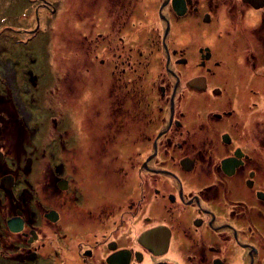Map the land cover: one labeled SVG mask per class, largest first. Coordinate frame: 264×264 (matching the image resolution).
<instances>
[{
  "label": "flooded vegetation",
  "instance_id": "obj_1",
  "mask_svg": "<svg viewBox=\"0 0 264 264\" xmlns=\"http://www.w3.org/2000/svg\"><path fill=\"white\" fill-rule=\"evenodd\" d=\"M31 2L56 107L0 94V264H264V0Z\"/></svg>",
  "mask_w": 264,
  "mask_h": 264
},
{
  "label": "rangeland",
  "instance_id": "obj_2",
  "mask_svg": "<svg viewBox=\"0 0 264 264\" xmlns=\"http://www.w3.org/2000/svg\"><path fill=\"white\" fill-rule=\"evenodd\" d=\"M33 4L31 0H0V94L12 93L23 98L25 112L42 113L43 122L51 123L50 117L54 113L56 100L46 92L52 90L54 70L49 61L55 55V45L49 38L53 34V18L47 19L48 25L44 31L40 30L30 37L13 34L6 28L15 24L22 27L34 26ZM189 26L190 24L187 27ZM190 32L196 34L194 31ZM13 37L22 38L25 43H15ZM184 37L185 35L180 37L178 42L183 43ZM31 75L36 78L34 84L29 83ZM34 119V122H38L37 116ZM63 121L69 122L67 112L63 115ZM236 261L239 262V259Z\"/></svg>",
  "mask_w": 264,
  "mask_h": 264
}]
</instances>
